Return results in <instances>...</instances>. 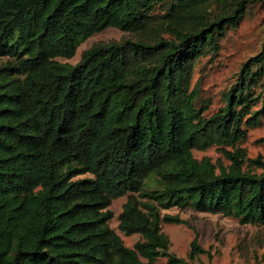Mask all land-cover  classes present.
<instances>
[{"label": "trees", "instance_id": "obj_1", "mask_svg": "<svg viewBox=\"0 0 264 264\" xmlns=\"http://www.w3.org/2000/svg\"><path fill=\"white\" fill-rule=\"evenodd\" d=\"M254 1L0 0V264L211 255L197 230L188 258L172 253L162 222L185 221L164 208L264 225V156L240 145L264 119V41L218 110L193 82ZM109 26L139 37L59 59ZM212 146L229 163L194 154ZM123 195L119 228L142 236L132 247L109 223Z\"/></svg>", "mask_w": 264, "mask_h": 264}, {"label": "rangeland", "instance_id": "obj_2", "mask_svg": "<svg viewBox=\"0 0 264 264\" xmlns=\"http://www.w3.org/2000/svg\"><path fill=\"white\" fill-rule=\"evenodd\" d=\"M137 37L139 33L109 26L83 40L73 57L59 59L77 63L82 52L96 42L121 41ZM263 41L264 0H255L237 24L230 26L221 41L219 52L209 53L198 61L193 82L199 91V103H209L208 114L224 105L225 92L236 80L244 62L260 52ZM260 89L261 85L256 86V91ZM247 130V137L240 145L247 149L249 156L258 154L264 156V140H261L264 137V119L260 125L248 126ZM194 154L198 158L209 156L216 163H229L223 151L217 146L205 150L195 149ZM127 197L128 195H123L113 200L110 209L114 214L109 223L121 235L125 244L132 247L142 239V236L140 233L127 235L119 228V213ZM162 213L178 215L185 221L162 222V229L170 238L172 253L188 258L195 230L199 232L202 246L210 250L211 255L203 253L194 259L189 258V264H264V225L241 223L233 216L192 207L164 208ZM156 264H167V258L159 257Z\"/></svg>", "mask_w": 264, "mask_h": 264}]
</instances>
